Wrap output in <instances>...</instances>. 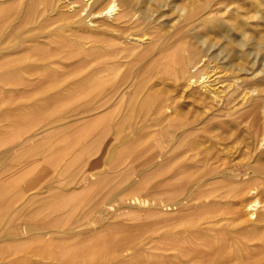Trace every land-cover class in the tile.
Here are the masks:
<instances>
[{"label":"rangeland","instance_id":"rangeland-1","mask_svg":"<svg viewBox=\"0 0 264 264\" xmlns=\"http://www.w3.org/2000/svg\"><path fill=\"white\" fill-rule=\"evenodd\" d=\"M137 1L157 25L137 32L142 42L97 27L93 39L26 34L0 51V264H193L189 245L204 231H189L196 212L216 251L204 264H264V185L210 195L203 203L219 214L208 217L205 204L193 208L187 175L189 155L207 166L202 173L222 170L200 188L218 194L225 173L250 175L244 163L254 156L264 164L246 114L221 113L226 102L202 87L244 76L236 66L256 68L249 53L264 54V19L248 16L264 3L242 0L240 11H251L236 18L218 3L210 15L182 18L175 5L185 0ZM194 2L187 8L202 12ZM202 41L229 51L235 66L213 60L209 80L175 78L162 53L200 52Z\"/></svg>","mask_w":264,"mask_h":264},{"label":"bare ground","instance_id":"bare-ground-1","mask_svg":"<svg viewBox=\"0 0 264 264\" xmlns=\"http://www.w3.org/2000/svg\"><path fill=\"white\" fill-rule=\"evenodd\" d=\"M194 1L195 0H185L184 3H182V5H178V4L175 5V8L179 10L180 16H182V18L189 17L190 15L195 16L199 14L201 16L205 14L210 15L211 13L210 7L214 6L217 3L224 6V9H218V10L219 11L223 10V13L232 14V18H236L240 14L248 15L249 12L251 11L250 9L248 11L245 10L243 13L242 11H240L242 7L240 5V2L242 0H196V2L202 1L204 3L203 11L200 12L201 11L200 10L196 12L192 8H187V6L190 7L195 6ZM258 1L260 3L257 4L256 6L260 7V5L264 3V0H252L254 4L258 3ZM64 5H70V10L68 11L66 10L67 11L66 13H61L59 8ZM189 9L192 10L191 13L189 12ZM252 12L253 13L249 14L248 17H260L264 19V10L260 8H256ZM152 14H150L149 12L139 13L137 0H0V51H6V49L18 46L19 42L24 38V35L26 34L32 36L55 35L57 37H67L69 39H76V38L93 39V32L97 27L112 29L114 32L116 31L126 36L136 35L137 37L134 39V41H136L137 39H139V34H138L139 32L142 35H146L151 28L155 29L157 27L156 24L152 23L156 19L154 16H152ZM108 17H111V20H108ZM95 22L99 23L100 26H93L92 23ZM248 34L249 33L245 32L243 35L249 36ZM164 37L165 36L158 37L159 39H157L155 43L156 44L163 43L165 39ZM156 38H157L156 36L150 37V41L148 42H152ZM16 39L18 40V42L15 41ZM13 40L14 43H10ZM203 41H202V50L200 52H194L193 54H190L188 52V54H182L181 52L182 51L184 52L185 49H181L180 51H178V54L170 50L168 52L166 51V53H162L163 59L165 58L167 61L165 65L169 67L170 64L174 65L172 71L174 72V74H176L175 78L178 76L191 83L193 81H197L198 78H200L201 76L203 78L205 74L207 75L205 78H207L208 76L210 77V75H208L209 71L207 69L211 68L210 63L213 64L212 63L213 60H216V65L217 63H221L220 65L223 66L230 65V67L232 68L233 66H235L234 62L230 60L227 61V59H229L230 57L229 51H225L223 49H220L218 51H210L214 46V44L206 43ZM140 42H142V39L140 40ZM155 43L153 45H155ZM238 43L244 45V42L240 41V39ZM114 48L112 49V52L115 54L116 52H118V48L116 46ZM149 48H153V46L150 45L148 49ZM122 51L131 53L128 51V49L125 48H121L120 52ZM146 51L136 55L132 63H135L143 55H145ZM249 55H251V59L248 62L251 65L256 66L255 69L236 66L235 68H238L239 70H243L246 74L244 76H240V75H235V72L234 75L229 74L230 73L229 72L228 76L232 75L230 76V78L232 77L231 81L224 83V85H221L220 87L215 85L216 86L215 89L214 88L211 89V87L209 89L208 85H204L202 87L212 92L213 99H217L218 102H224V101L226 102V107L221 109V113L224 112L227 115H234L235 118L238 117L239 119L241 118L242 115L246 114L245 115L246 117L244 119L242 118L241 122L244 123V125L251 130L255 147L264 148V84L259 80L260 75L264 74V54H261V52L259 53V51L251 50ZM205 57L207 59H205ZM224 61L226 62L224 63ZM175 65H177L176 68ZM120 68L121 67H119V69ZM115 70H117V68H115ZM232 71L233 69L231 70V72ZM113 72L115 73V71ZM113 72L111 73L113 74ZM110 78L111 80L116 79V78L114 79V74L113 77ZM121 78L122 80H126L127 77L126 78L121 77ZM115 82L116 81L113 82V86L115 85ZM203 82H206V79ZM112 93L114 94L115 90L112 91ZM196 123L191 122L189 127L195 129L197 126ZM174 150L175 149L173 148V151ZM188 158H189L188 160H189L190 170H188L189 174L187 175L189 178L188 183L190 190L189 195L191 196L190 200L192 202L193 208L203 204L211 208V209L203 210L204 214L215 213L214 215L208 217H215L217 214H219L218 213L219 211L216 208L217 206L219 207V205H217L216 203L215 204L211 203L212 205H208L210 204L209 202L203 203L205 198L206 201L210 200L209 199L210 195L213 196L217 195L218 198L219 196L230 197V194L231 196L234 194L236 195L237 193L243 192L247 188L250 190L252 186L254 187L258 185H264V164L260 162L259 157L258 159H255L254 156L252 160L244 163L247 168L246 170L249 171L248 174L250 175L246 177L234 178L235 174L231 176L229 172L225 173L228 176L223 178L224 181L223 185L221 187L220 186L218 187L219 189H223V190L218 194L217 193L213 194L215 191H217L214 190L216 188H213V185L211 190H209L210 192L207 190L206 191L202 190L200 188L206 185L207 179L218 177L220 176V174L223 175L224 172L222 170H218L216 172H213L212 174L207 172L202 173L201 171L204 170L205 167L207 168V166H205L202 169V167H200L201 161L199 159L198 160L195 159V157H193L192 155H189ZM198 168L202 169V170L199 169L201 174L199 173V170H197ZM229 175L231 177H229ZM207 192L209 193L207 194ZM253 205L254 204L252 203V206ZM199 215L200 214L196 212L193 214V216H190L193 217V223L191 230L188 229L191 232L195 231L194 234L204 230L202 231V234L198 233L197 235H194V237L198 240V242L190 241L191 243L189 245V251H188L190 256L188 258L189 259L188 261H190V263L193 264H204L206 262H210L211 260H215L214 257L216 255L215 246L206 244V241L208 239H206L205 237L206 234L205 232L206 231L208 232V230L206 229V227L203 226V223L205 222L202 221V223H200V220L197 219V216ZM191 253H197V254H191ZM217 258L218 257H216V259Z\"/></svg>","mask_w":264,"mask_h":264}]
</instances>
